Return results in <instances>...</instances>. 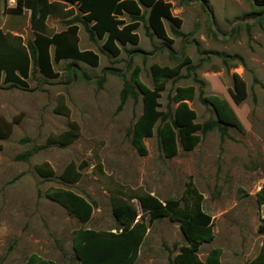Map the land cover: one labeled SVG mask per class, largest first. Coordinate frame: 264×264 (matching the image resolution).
I'll return each instance as SVG.
<instances>
[{
    "label": "rangeland",
    "instance_id": "obj_1",
    "mask_svg": "<svg viewBox=\"0 0 264 264\" xmlns=\"http://www.w3.org/2000/svg\"><path fill=\"white\" fill-rule=\"evenodd\" d=\"M163 1L180 21L183 38L174 37V26L164 20L167 39H158L145 20L136 30L138 45L127 46L141 53L129 56L123 50L112 58L100 52L102 41L90 42L80 26L81 39L99 53L96 68L63 61L53 64L58 78L46 79L31 66L26 87L0 84V264H25L29 258L78 264L71 247L74 232L118 231L112 198L136 210L137 198L144 195L178 200L183 207L184 198L194 199L189 184L202 196V211L212 222L213 240L200 245L198 258L218 248L221 264H250L258 254L264 238V204L257 201L264 187V0ZM14 7L15 0H0V30L30 42L29 13L12 14ZM47 25L53 32L63 29L55 18ZM185 59L189 63L179 75L165 83L159 110L172 116L176 88L192 86L195 98L187 104L195 122L217 121L226 135L200 134L193 151L179 148L176 157L165 159L156 133L159 122L141 157L130 143L142 112L131 71L138 67L139 80L152 89L151 65L172 68ZM125 85L135 99L128 97L117 111ZM69 122L78 126V139L64 147L50 143ZM70 163L80 173L74 184L59 178ZM38 167L49 168L53 176H40ZM59 189L92 205L86 224L46 197ZM138 218L148 229L134 264H173L187 246L179 223L165 217L149 224L140 213Z\"/></svg>",
    "mask_w": 264,
    "mask_h": 264
},
{
    "label": "trees",
    "instance_id": "obj_2",
    "mask_svg": "<svg viewBox=\"0 0 264 264\" xmlns=\"http://www.w3.org/2000/svg\"><path fill=\"white\" fill-rule=\"evenodd\" d=\"M66 5L75 7L82 17L75 16L62 22L65 30L55 33L48 28L46 20L64 19L72 15L73 9L66 10ZM140 6L149 10L147 15L141 12ZM9 11L15 15H20L23 11L28 12L29 29L32 34V40L24 43L21 36L0 30V84H9L10 88L26 87L31 66L46 79L58 78V74L53 70V64L63 60L78 61L96 68L99 63L98 55L89 50H78L77 23L83 26L89 41L104 39L101 51L107 52L112 58L118 57L121 53L117 44L121 47L138 44L136 30L140 23L145 21V16L149 29L158 39H167L164 20L174 26L170 29L174 37L185 36L178 31L180 21L172 16L170 5L163 0H15V7ZM124 13L130 20L127 24L119 18ZM126 53L133 56L141 51L127 50ZM187 63L189 62L185 59L172 68L151 65L152 89L147 88L139 80V68L132 69L130 80L140 93L142 101V112L130 131V143L137 155L141 157L147 155L144 141L153 136L155 126L159 122L162 124L156 129V133L165 159L176 157L179 148L185 152L193 151L200 143V134L216 130L221 137L226 135V127L217 121L208 120L204 124L195 122L196 114L187 104L195 98V89L192 86L176 88L172 97L176 108L172 116H166L159 110L158 100L165 83L177 77ZM104 71L112 75L118 74L113 68H106ZM103 81V77L98 80L99 88ZM128 97L135 99V93L131 87L125 85L120 93L117 111L123 107ZM78 137V126L74 122H69L68 129L51 139L50 143L64 147ZM36 171L42 177L53 176L49 168L38 167ZM59 178L67 184H74L79 181L80 173L70 163ZM187 192L194 199L190 203L184 198L183 207L178 200L162 202L154 196L144 195L137 198L136 210L119 198H112V216L118 225V231L74 232L71 247L78 264H134L148 229L143 220L139 221V213L142 217L148 216L149 224L165 217L179 223L187 246L180 248L172 259L173 264H221V250L218 248L210 250L204 260L198 258L200 245L213 240L212 222L202 211V196L197 194L190 184ZM46 197L64 208L69 217L77 219L81 224H86L91 218L92 205L71 191L52 190L46 193ZM257 201L259 205L264 204V187L258 192ZM35 260L31 258L29 264H33ZM250 264H264V238L258 254Z\"/></svg>",
    "mask_w": 264,
    "mask_h": 264
},
{
    "label": "crops",
    "instance_id": "obj_3",
    "mask_svg": "<svg viewBox=\"0 0 264 264\" xmlns=\"http://www.w3.org/2000/svg\"><path fill=\"white\" fill-rule=\"evenodd\" d=\"M66 6H68V7H66V10L67 9H70V8H72L73 9V14L72 15H70V16H68V17H66V18H64V19H55V20H57V21H59L61 24H62V22H64V21H68V20H71L72 18H74L75 16H78L79 18L80 17H82V14H78V12H77V9L75 8V7H72V6H70V5H66ZM140 9H141V12L142 13H145L146 15H147V13H148V9H145L144 7H142V6H140ZM120 19H122L126 24L130 21L129 20V18H128V15L127 14H123L121 17H119ZM52 19V18H51ZM48 20H49V18L46 20V25H47V23H48ZM145 20H146V16H145ZM147 22V21H146ZM63 25V24H62ZM48 26V25H47ZM80 26H82L81 24H79V23H77V27H78V32H77V37H78V44H77V47H78V50L79 51H87V50H89V51H92L94 54H96V55H98V58H99V61H100V57H99V53H97V51H94L93 49H91V48H89V47H87V43H85L84 42V40H82L81 39V37H80ZM140 26H141V23H140ZM139 26V27H140ZM83 27V26H82ZM84 29V28H83ZM63 30H65V27H64V25H63V29L61 30V31H63ZM61 31H59V32H61ZM85 31V30H84ZM55 33H58V32H55ZM88 37V36H87ZM138 38H139V36H138ZM96 41H97V39H96ZM95 41V42H96ZM98 41H102V45H103V42H104V39H101V40H98ZM91 42V41H90ZM95 42H92V43H95ZM139 43V42H138ZM102 45H101V48H102ZM138 45V44H137ZM136 45V46H137ZM117 46H118V48H120L121 49V52L124 50L125 52L127 51V46H132V45H129V44H127V45H125L124 47H121L119 44H117ZM136 46H132V47H136ZM100 52H101V50H100ZM102 52H105V51H102ZM107 53V52H106ZM51 54H52V50H51ZM121 54V53H120ZM63 61H71V60H63ZM63 61H61V62H63ZM60 62V63H61ZM72 63H76V62H78V61H71ZM78 63H82V62H78ZM59 64V63H58ZM82 64H84V63H82ZM86 65V64H85ZM36 259V258H35ZM31 260V258H29L26 262H25V264H29V261ZM33 264H51V263H48L47 262V260H44V261H42L41 260V262H40V260H38V259H36L35 261H34V263Z\"/></svg>",
    "mask_w": 264,
    "mask_h": 264
}]
</instances>
